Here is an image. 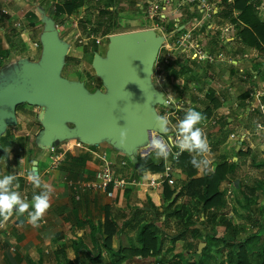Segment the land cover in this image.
<instances>
[{"label": "rangeland", "instance_id": "374dc122", "mask_svg": "<svg viewBox=\"0 0 264 264\" xmlns=\"http://www.w3.org/2000/svg\"><path fill=\"white\" fill-rule=\"evenodd\" d=\"M44 1L37 0L36 7L41 6V9L54 19L60 39L67 43L64 67L70 74L65 76L62 72L63 76L71 81L84 83L91 92L102 88L104 84L96 73L94 59L96 55L107 58L111 37L121 33L152 29L164 38V43L154 65L151 81L174 106V108L161 104L156 106L157 113L167 115L169 119V133H161V135L168 143V136L174 133L177 121L183 119L185 111L189 108L200 111L204 116L198 126L206 134L210 150L201 155L196 152L190 155L197 160H207L208 163L201 164L194 176L188 178L183 168L175 163L176 157L182 152L173 144L169 146V156L164 162L170 166V170H166L167 177L150 180L148 184L138 181L135 185H129L122 189V199L121 194L116 197L104 196V202L106 198L108 199L109 213L113 212L115 219H118L119 215L124 216L118 219V223L116 222V231L126 218L127 221L130 219V226H134L132 237L126 241L130 243L133 240L132 254L142 257H132L133 261L137 259L138 264H229L230 257L235 259L237 257L236 240L240 239L244 242L247 237L255 234L258 235V239H254L252 243H256L260 249L264 243V101L262 100L264 50L256 46L248 47L242 40L240 32L243 26L238 21L241 9L240 11L233 9L234 2L228 0H208L212 10L203 13V11L199 12L200 7L194 4L195 15L203 13L202 18L212 16L220 27L218 31L212 33L210 30L206 35L204 33L208 19L203 20L202 27L199 28L204 32L201 36L195 29L196 18L194 19L191 14L190 3L186 2L187 0H182L183 2L175 0L174 4L171 0H129L128 5H123L124 0H83V4L70 14L59 12L58 9L70 0H53V3ZM244 1L257 12L260 21L264 22V12L256 9V5H264V0ZM212 2L223 9L218 18L215 17L217 15H213L215 6ZM163 4L166 5L165 9ZM107 10L110 12L106 13ZM33 13V20L27 23L23 31L33 29L35 36L40 37L45 23L40 20L38 9ZM215 36L220 40H215ZM225 37H233V39L225 40ZM195 40H199L201 44L197 51L202 55L203 52L208 51L215 59L225 58L223 61L214 62L218 71L208 73V63L201 61L203 58H200V53L199 57L193 56L192 45ZM218 54L221 56L218 57ZM233 58L238 59L240 65L243 63L242 69L240 66L239 70L237 69V64L231 60ZM246 61L253 62L252 67H245ZM235 72L240 74L239 79L234 78ZM206 73L208 76L204 77ZM238 84L244 90L240 99L233 93L232 88ZM227 86H230V89L227 90ZM92 87H95L94 91ZM173 90H178L179 93L181 90L187 92V99L181 98V100L171 96L170 93L175 92ZM228 98L240 106L230 104ZM247 104H250L251 109L248 112L249 119L236 117L239 112L244 111L243 108ZM41 110V107L28 104L17 109L19 119H33L36 122L30 137H33L32 142L28 140L25 147L34 146V141L43 130L39 120ZM228 116L235 119L228 120L226 119ZM35 131L37 135L34 134ZM152 134L153 131H150L149 137ZM173 140L175 141L174 137ZM240 142L239 150H242L243 154L237 156V146ZM102 144L98 147L99 152L102 150L110 152L112 145L110 141H102ZM112 149L117 151L118 159L125 158L124 168L121 170L127 177H134L131 158L120 148L113 146ZM155 151V149L151 150L147 143L141 148L140 153L142 155L150 153L148 157L154 163H159L163 158H155ZM140 153H137V158L142 156ZM225 160L235 162L238 168H233V172L227 174L226 178L215 187L214 191L218 192V204L205 207L203 176L213 172L217 165ZM101 166H98V169ZM117 167L115 165V170L120 169ZM149 183L150 186H147ZM245 199L250 201L247 207L243 206ZM111 202H117L113 205H117V208L112 210ZM110 221L105 220L113 228L115 220L109 223ZM105 222L100 223L99 227L102 228L104 225L105 229ZM143 228L147 229L145 235L149 231L155 233L156 249L160 253L140 252L143 248L140 240ZM235 228L239 230V235L233 241L230 240L229 231L233 233ZM101 232L104 234L103 229ZM113 238L112 236L111 239ZM114 241L117 242L116 238ZM191 245L198 253L206 250L207 256L202 258L194 254ZM243 245L245 246V243ZM116 254L119 256L121 252L118 251ZM114 256V253L106 252L104 259L115 261Z\"/></svg>", "mask_w": 264, "mask_h": 264}, {"label": "crops", "instance_id": "0c3cea01", "mask_svg": "<svg viewBox=\"0 0 264 264\" xmlns=\"http://www.w3.org/2000/svg\"><path fill=\"white\" fill-rule=\"evenodd\" d=\"M45 1L53 3V0ZM128 1L124 0L123 2L125 3L123 5L130 4ZM173 1L175 2V0H171V3L174 4ZM228 1L234 2L233 9L236 8L240 11V8L236 6L237 0ZM36 2L37 0H0V85L4 82L7 75L12 74L14 65L19 61L28 60L29 62L37 63L41 60L43 52V48H40L41 36L36 37L33 29L23 31L27 23L33 20L35 9L39 10L40 20L42 21L41 10L43 9H41V6L36 7ZM179 5L181 6V4ZM189 6L192 10L191 14L194 19L196 18L195 29L200 32L201 36L204 32L199 28L202 27L203 20L208 19L204 34L208 35L210 30H212V33L219 30L220 27L217 26V21H214L212 16L202 18L203 13L195 15L193 11L194 4L190 3ZM214 6L213 15H217L215 17L218 18L223 9L217 7L216 4ZM163 8L165 9L166 5L163 4ZM256 9L264 12V5H256ZM238 21L243 28L246 26L241 20ZM25 36L28 37L25 38ZM214 38L217 41L220 40L217 36ZM225 38V40L233 39V37ZM239 40L243 43L241 39ZM194 42L201 46L199 40ZM193 50H195L194 46ZM206 52H203L205 58L201 59V61H207L208 73H212L215 70L218 71L214 62L223 61L225 58L215 59L208 51ZM219 56L221 55L218 54ZM231 60L237 64L238 70L239 66L242 69L243 63H241V66L238 59L233 58ZM252 63L251 61H246L245 67H252ZM262 68H264V65ZM239 75V73L235 72L234 78L239 79ZM207 76L208 74L206 73L204 77ZM226 88L228 90L230 86ZM232 88L234 90L233 93L240 99L241 94H244L243 87L238 84ZM186 93L182 92V90L179 93L176 90L172 93L173 95L171 93L170 95L186 100ZM239 99L237 102L240 101ZM245 100L247 101V98ZM232 101L229 99L230 104L234 103L236 106H240ZM243 109L244 111L239 112L236 117L249 119L250 104H247ZM226 119L231 120L235 119V117L228 116ZM41 126L44 129L43 125ZM35 127L36 122L33 119H19L17 116V124L9 127L0 136V176L14 172L19 183L17 190L31 204L33 194L42 191L41 188L34 187L32 182L27 179L28 172L34 167L42 182L49 184L52 188L50 207L37 222V226H33L27 219L28 211H31V207L22 214L24 217L23 221L19 220V216L14 210L7 220L0 218V264H138L137 259L133 261L132 257L139 258L141 255L135 256L132 254V239H130L132 240L130 243L126 241L134 233V226H130V219L127 221L128 219L126 218L124 223L119 224L120 227L116 231V222L118 223V219L124 216L119 215V218L115 219L114 213L112 211V213H109L108 199L106 197L107 203L104 202L106 194L93 189L83 190L81 185L79 186L83 182L92 181L96 178L98 166L103 164L104 156L111 162L114 170L115 165L120 167V169L115 170L116 172L126 175L121 170L124 168L123 162L125 158L118 159L117 151L112 149L113 145L110 146V152L107 150L99 152L98 147L102 146V143L94 146L86 145L82 148L74 145L72 149L65 151L64 148H60L62 141L55 143L60 149L57 148L56 151H53L49 149L50 147L43 146L40 138L42 132L34 141V146L25 147L28 140L32 142L33 137H30ZM34 134L37 135V131ZM170 135L175 139L174 133ZM244 135L246 134L244 133ZM140 150L138 153H140ZM102 152L103 154H101ZM59 153L62 154V160L58 167L54 168L55 156ZM149 155L150 153L146 156ZM74 159H78L80 162L77 163ZM167 167L169 165L165 164V169L161 172L154 173L146 170L138 174L134 172L133 174L138 181L148 184L150 180L167 177ZM147 186H150V183ZM119 194H121L120 197L122 199V189L116 190L113 197ZM120 201L118 202L120 203ZM116 203L111 202L112 210L117 208V205L113 206ZM105 220H111L109 223L115 220L112 230L113 237L116 238L117 242L113 238L109 245L102 240V236L105 234H102L101 229L105 233L104 225L102 228L99 227L100 223L104 224ZM118 251L121 252L119 256L116 254ZM106 252L114 253L115 261L104 259Z\"/></svg>", "mask_w": 264, "mask_h": 264}, {"label": "water", "instance_id": "95a60500", "mask_svg": "<svg viewBox=\"0 0 264 264\" xmlns=\"http://www.w3.org/2000/svg\"><path fill=\"white\" fill-rule=\"evenodd\" d=\"M41 15V60L19 61L0 85V136L17 124V109L28 104L42 108L43 146L71 139L94 146L107 140L137 163V153L149 143V131L162 133L156 123L157 104L174 108L151 81L164 38L152 29L113 35L107 58L94 59L104 86L91 92L84 83L62 75L67 43L60 39L54 19L43 10ZM121 131L127 132L123 143ZM16 214L24 220L23 213Z\"/></svg>", "mask_w": 264, "mask_h": 264}, {"label": "trees", "instance_id": "16d2710c", "mask_svg": "<svg viewBox=\"0 0 264 264\" xmlns=\"http://www.w3.org/2000/svg\"><path fill=\"white\" fill-rule=\"evenodd\" d=\"M82 4H83V0H70L67 1V3L64 6L58 7V9L59 12H65L70 14L73 12V10H75L77 7L81 6ZM236 6L241 9L239 20H241L246 24V26L240 32V36L242 40L246 43L248 47L256 46L264 50V22L260 21L257 12L254 9H252L251 6H247L244 0H237ZM109 12L110 10L106 11V13ZM62 72L63 75L65 76L70 74V72L66 67L63 68ZM94 89L95 87H92V91H94ZM262 100L264 101V97ZM223 125L224 124L222 123V126ZM150 139L152 140V138ZM149 147L151 148V150L155 149L150 144V142H149ZM242 152H243L242 150H239L237 152V156L242 155L243 154ZM146 155L148 154H144V156H139L137 163L132 162V160H130L128 157V159L130 160L131 164L134 167V171L136 174L146 170L156 173V172H161L165 169L164 159H162L159 163H154L152 159ZM192 158L193 156L190 155V153L184 151L178 157H176V161H175V163L178 166L183 168V172L187 175L188 178L194 176L195 173L197 172V167H194L193 164L191 163ZM74 161L77 163L80 162L78 159H74ZM233 168H238V165L233 161L228 162L227 160H225L219 165H217V167L213 172L206 173L203 176L202 184L205 185V192H204L205 207H209L211 204H218L217 201L218 192L214 191L215 187L218 185V183L221 180L226 178L227 174L233 172L232 170ZM210 193L211 195L209 196ZM240 203L242 204V202ZM249 204L250 201L248 199H245V203L243 204V206L247 207L249 206ZM146 228H143V231H141L140 240L143 243V248L140 250V252L142 254H147L149 252H152V254L160 253V251L156 249L157 237H155V233L149 231L145 235L144 232L147 230ZM104 232L105 235L102 236V240L105 244L109 245L111 242V238L113 236V230L112 227L107 224V222H105ZM229 233L231 234L229 236L230 240L234 241L237 238V235H239V230L235 228V231L233 233H231L230 231ZM254 239L255 240L258 239L257 234L247 237L246 241L244 242L241 241L240 239H237L236 240L238 244L237 257L236 259L230 257L229 264H264V243L259 249L256 243H252V241H255ZM244 243L245 246L243 245ZM190 247L194 254L200 255L202 258L207 256L206 250L202 251L201 253H198L197 250L194 249L192 245Z\"/></svg>", "mask_w": 264, "mask_h": 264}, {"label": "clouds", "instance_id": "9594fccd", "mask_svg": "<svg viewBox=\"0 0 264 264\" xmlns=\"http://www.w3.org/2000/svg\"><path fill=\"white\" fill-rule=\"evenodd\" d=\"M204 119L203 114L194 108H189L185 111L183 119L177 121V125L173 130L175 133V141L171 135L168 136V143L160 138H154L150 144L155 148V158L167 159L169 156V145L175 144L180 152L188 151L189 153L196 152L198 155L207 153L209 143L206 134L198 125ZM156 123L159 130L167 134L169 133V119L167 115H156ZM121 143L127 138V132L121 131ZM22 160V159H21ZM191 163L194 167L199 168L201 164L207 165V160H197L193 157ZM27 179L32 182L36 188H41L42 191L34 193L31 204L26 201L22 194L17 190L19 183L15 173L0 176V218L7 220L15 210L17 213L28 211L27 219L37 226V222L43 217L45 212L50 207V195L52 188L49 184L43 183L37 170L33 167L29 172Z\"/></svg>", "mask_w": 264, "mask_h": 264}, {"label": "built area", "instance_id": "2783aa9c", "mask_svg": "<svg viewBox=\"0 0 264 264\" xmlns=\"http://www.w3.org/2000/svg\"><path fill=\"white\" fill-rule=\"evenodd\" d=\"M186 2L196 4L197 7H200L199 12L203 11V13H206V11L212 10L211 7H209L208 5L209 4L208 0H187ZM193 44L194 45L192 46L195 47V50L192 51V54L194 57L196 56L199 57L200 52H198L197 50L200 48L199 47L200 45L196 44L195 42ZM200 58H205V55L204 54L202 55V53H200ZM263 111H264V107H263ZM74 145L82 148L89 144H86L79 139H71V140L63 141L60 148H64L66 151L72 149ZM57 148L60 149L56 144H54L49 149L56 151ZM61 156H62L61 153L55 156V160L53 164L54 168L58 167V165L61 163L62 160ZM103 161L104 162L101 168L98 169L96 173V178L94 180L79 184V186L81 185L83 190L93 189L95 191H100L109 197H113L114 192L116 190L124 189L129 185H135L138 183V180L135 177H131V176L127 177L123 173L116 172L113 169L111 162L108 161V159L105 156L103 157ZM123 164H125V162H123ZM166 170H170V166L167 167Z\"/></svg>", "mask_w": 264, "mask_h": 264}, {"label": "bare ground", "instance_id": "6f19581e", "mask_svg": "<svg viewBox=\"0 0 264 264\" xmlns=\"http://www.w3.org/2000/svg\"><path fill=\"white\" fill-rule=\"evenodd\" d=\"M150 131H153V134H152V136L149 137V141H150V138H152V139H154V138H160V139H162L163 142L165 141V143L167 144V142L164 139V137L161 134H159L158 131H156L155 129H151Z\"/></svg>", "mask_w": 264, "mask_h": 264}]
</instances>
